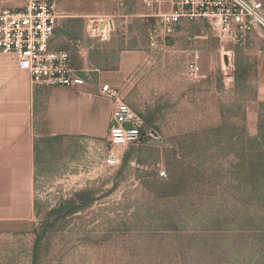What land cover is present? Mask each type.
Masks as SVG:
<instances>
[{
	"label": "rangeland",
	"instance_id": "rangeland-1",
	"mask_svg": "<svg viewBox=\"0 0 264 264\" xmlns=\"http://www.w3.org/2000/svg\"><path fill=\"white\" fill-rule=\"evenodd\" d=\"M100 2L118 50L140 47L152 20L126 18L140 0ZM147 50L148 86L120 88L153 133L117 145L114 165L107 138L61 143L21 183L19 220L0 221V264H264V35L237 44L218 18L185 19L168 48ZM0 57L6 110L14 61Z\"/></svg>",
	"mask_w": 264,
	"mask_h": 264
},
{
	"label": "crops",
	"instance_id": "crops-1",
	"mask_svg": "<svg viewBox=\"0 0 264 264\" xmlns=\"http://www.w3.org/2000/svg\"><path fill=\"white\" fill-rule=\"evenodd\" d=\"M140 2L138 13L126 18L148 17L153 22L144 0ZM25 3L26 0H0L4 7L19 8ZM123 3L127 5L126 0ZM101 5L100 0H57L51 46L70 53L72 67L83 77L84 84L73 88L33 85L30 74L21 75L12 58L14 62L7 66L11 92L5 113V69L0 57V221L19 220L21 183L40 180L45 175L44 158L61 159V143L86 140L98 145L108 139L113 102L101 93L104 84L121 90L120 87L148 86L151 80L149 34L135 50L119 51L115 34L111 36L114 15L107 14V3ZM106 18L111 21V30L101 37L91 28L96 21L102 28ZM21 107L25 114H20ZM45 151L51 152L50 156Z\"/></svg>",
	"mask_w": 264,
	"mask_h": 264
},
{
	"label": "built area",
	"instance_id": "built-area-1",
	"mask_svg": "<svg viewBox=\"0 0 264 264\" xmlns=\"http://www.w3.org/2000/svg\"><path fill=\"white\" fill-rule=\"evenodd\" d=\"M144 5L153 18L152 50L168 48L184 18H218L224 34L237 44L255 30L264 35L261 0H144ZM56 18L57 0H26L19 8L0 6V54L12 56L19 69L30 74L33 85L77 87L85 80L72 67L70 53L51 46ZM103 24L99 28L96 21L91 30L105 37L112 24L108 18ZM198 58L195 54L188 64L193 79L200 77ZM101 93L113 102L106 161L114 165L120 158L117 145L138 143L153 130L145 129L142 112L127 102L121 90L104 84Z\"/></svg>",
	"mask_w": 264,
	"mask_h": 264
}]
</instances>
